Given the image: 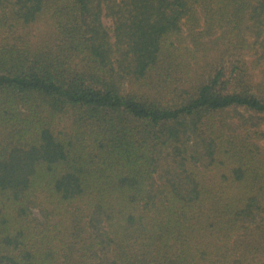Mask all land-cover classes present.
<instances>
[{
  "label": "trees",
  "instance_id": "trees-1",
  "mask_svg": "<svg viewBox=\"0 0 264 264\" xmlns=\"http://www.w3.org/2000/svg\"><path fill=\"white\" fill-rule=\"evenodd\" d=\"M263 121L264 0H0V264H264Z\"/></svg>",
  "mask_w": 264,
  "mask_h": 264
},
{
  "label": "rangeland",
  "instance_id": "rangeland-1",
  "mask_svg": "<svg viewBox=\"0 0 264 264\" xmlns=\"http://www.w3.org/2000/svg\"><path fill=\"white\" fill-rule=\"evenodd\" d=\"M103 21L104 23L109 27L112 25V21H111V18L107 17V16H104L103 18ZM264 122V121H263ZM264 142V141H263Z\"/></svg>",
  "mask_w": 264,
  "mask_h": 264
}]
</instances>
